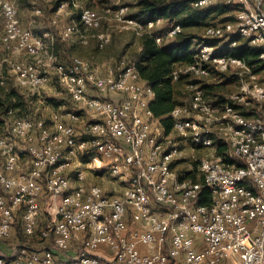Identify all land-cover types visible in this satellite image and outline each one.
I'll return each instance as SVG.
<instances>
[{
	"label": "built area",
	"instance_id": "1",
	"mask_svg": "<svg viewBox=\"0 0 264 264\" xmlns=\"http://www.w3.org/2000/svg\"><path fill=\"white\" fill-rule=\"evenodd\" d=\"M217 1L243 5L236 21L206 26L203 39L234 36L230 47H236L243 38L248 46L261 48L264 60L260 4L197 0L194 5ZM17 2L0 0V83H5L2 73L8 66L19 87L41 97L54 75L75 105L50 122L8 111L0 132V264H103L94 253L99 246L109 249L107 264H264V81L246 82L253 70L245 59L206 42L195 47L193 61L172 73L174 80L189 77L192 94L171 112L173 132L165 135L149 107L154 91L141 81L133 63L122 61L104 72L83 57L63 59L54 51L56 35L68 41L80 30L97 32L98 47L105 48L111 38L102 28V15L83 8L80 25L74 20L61 24V13L74 18L79 5L77 0L65 1L54 12L50 28L37 34L22 25ZM127 10L119 6L108 12L140 35L162 23L159 18L143 25L128 18ZM180 30L173 27L168 36ZM156 42L161 45L163 37L157 36ZM4 52L26 58L13 60ZM215 72H232L242 80L240 93L231 97L233 104H211L200 81H191L219 82ZM248 96L252 99L246 100ZM253 101L263 104L259 115H243L240 107ZM83 109L93 119H85ZM174 134L212 151L196 159L200 180L174 171L176 163L187 159ZM221 146L228 147L226 155L218 153ZM75 159L107 169L116 178L129 175L124 192L109 194L98 184L85 186L84 170H77L72 181L68 170ZM205 188L211 196L208 204L201 203ZM129 217L141 227L130 226ZM17 225L26 241L47 242L44 248L20 242ZM8 241L13 243L1 246ZM154 245L153 253L140 247ZM72 249L70 260L56 261L55 254Z\"/></svg>",
	"mask_w": 264,
	"mask_h": 264
},
{
	"label": "trees",
	"instance_id": "2",
	"mask_svg": "<svg viewBox=\"0 0 264 264\" xmlns=\"http://www.w3.org/2000/svg\"><path fill=\"white\" fill-rule=\"evenodd\" d=\"M22 2V0H20ZM73 0H55L54 11L62 2ZM78 1V0H77ZM197 0H136L132 5L134 10L130 18L138 20L143 25L161 18L162 23L153 27L150 33H144L140 36L141 50L138 58L133 62L139 73L141 81L153 89L154 97L149 103L154 116L159 120L158 129L162 134L169 135L173 132L174 118L171 116L173 109L182 102L183 87L189 81L188 76H182L179 80H174L172 73L178 66L188 64L193 61V49L195 44L203 42L217 45L223 39H203L199 30L208 25H216L218 16L230 14L234 6L225 1H217L204 6H195ZM81 11V10H80ZM80 11L75 13L74 17L80 15ZM236 19V16L234 20ZM38 23V21L36 22ZM180 26L181 30L174 36H168L169 30ZM41 30L37 33L39 34ZM162 36L163 42L158 45L156 37ZM167 39L169 41L167 42ZM235 39L232 36L231 41ZM228 43V42H227ZM229 53L233 57L244 58L247 65L253 70V73L264 69V61L260 58L261 48L257 46L240 45L231 48V50H219ZM228 72H215L213 77H225ZM203 85L205 96L213 105L233 104L231 98H225L223 95L226 82L204 79L200 81ZM65 90V89H64ZM69 97L68 92L65 90ZM24 93L19 89L12 88L7 90L4 84L0 83V132L4 120L10 109L17 112V115L31 116L30 103ZM70 108L75 103L69 97L67 99ZM239 107V106H236ZM241 113L247 117H255L258 112L255 108L241 106ZM68 108H65V110ZM249 109V110H247ZM252 110V111H251ZM228 147L221 146L218 153L227 154ZM228 158V157H227ZM192 175L193 172H189ZM193 176V175H192ZM193 179H196L193 177ZM211 196L208 189H203L201 203H210ZM17 234L22 235L19 228Z\"/></svg>",
	"mask_w": 264,
	"mask_h": 264
},
{
	"label": "rangeland",
	"instance_id": "3",
	"mask_svg": "<svg viewBox=\"0 0 264 264\" xmlns=\"http://www.w3.org/2000/svg\"><path fill=\"white\" fill-rule=\"evenodd\" d=\"M19 1V12L21 10V22L23 25L31 26L35 33H38L41 29L40 27L50 28V20L54 15V6L55 0H20ZM136 0H78L77 14L83 8H91L97 11L100 15H102V28L107 31L110 35L111 41L109 44L105 46V48H99L97 44V40L95 38L94 31L85 32L80 30L81 32H77L70 40L61 41L57 36V40L55 42L54 51L59 52V56L63 59L71 57V55H77L83 57L93 64L99 66L101 70L107 72L109 68L117 67L119 63L125 61L127 64H132L137 58L140 52L141 44H140V34L135 30L134 27L129 26L124 22L117 21L110 15L108 10H116L119 6H128V10L126 11V16L130 18V14L134 10L133 3ZM240 7V5L238 6ZM234 8V12L230 15V17H222L218 16L215 20L216 23L222 22H233V18L239 8ZM40 9L41 13H37L36 10ZM20 14V13H19ZM62 15L59 16V21L61 24H67L74 20L77 25L79 24L78 17H71V14L63 12ZM20 16V15H19ZM32 19H36L38 23L32 22ZM30 22V23H29ZM53 28V27H51ZM55 33H56V29ZM205 27L199 30L200 35L204 36ZM58 32V31H57ZM85 34L88 36V42L86 44L81 42V35ZM83 34V35H84ZM169 39H167V42ZM6 58H11L13 60L26 58L24 55L20 54H11L4 52ZM30 60H32L30 58ZM2 77L5 81L4 86L7 90H11L12 88L19 89L22 93H24L27 98L30 100V115L32 117L43 118L47 122L52 121L55 116H60L64 113L65 108H70L67 99L69 98L66 95V92L63 87L60 85L56 86L57 89H50L45 86L41 89L42 98L35 93H32L31 90L26 88H21L17 85L16 80L13 73L10 71L8 66L5 67ZM51 79L56 81L54 75H51ZM191 81H202L197 78H192ZM187 85L183 87L182 91V101L188 102L191 97V89L188 88ZM58 84V83H57ZM239 85L234 84L232 82L226 84L224 87L225 98H229L231 94H239L236 93L239 90ZM227 94V95H226ZM250 96L246 97V100H251ZM253 103V104H252ZM250 103L251 105L247 106V108H255L258 112L255 116L259 115V109L263 104H257V102L253 101ZM77 108V106H76ZM249 110V109H247ZM252 111V110H251ZM85 119H93L94 115L81 110ZM77 128V124H76ZM175 141L181 146L186 153V160L183 162L176 163L174 165V171L178 174H181L184 177H195L197 180L201 179V175L198 172V162L196 159H200L207 154H210L212 151L208 149H200L195 150L192 149L194 147V143L192 142L190 137H182L177 134H174ZM228 151H226L227 153ZM72 167L68 170V175L71 177L72 181L76 182L75 173L77 170H84L86 174L85 186L91 184H98L102 186L107 193L109 194H121L124 192L126 185L128 184V177H115L111 174V172L107 169H103L101 167H95L96 165H83V161L79 162V160H74ZM189 172H193L190 175ZM18 226V225H17ZM20 227L18 226V229ZM20 239V242L27 243L26 238H22L21 235L17 234ZM12 241L4 242L1 244H10ZM30 245V244H29Z\"/></svg>",
	"mask_w": 264,
	"mask_h": 264
},
{
	"label": "crops",
	"instance_id": "4",
	"mask_svg": "<svg viewBox=\"0 0 264 264\" xmlns=\"http://www.w3.org/2000/svg\"><path fill=\"white\" fill-rule=\"evenodd\" d=\"M247 1H249L250 2V4H252V6H255V5H257V4H260V6H261V8L264 10V0H247ZM19 1L17 2V6H18V11H19ZM233 6H234V8H236L237 9V7L240 5H243V2H236V4H232ZM232 12H234V11H232ZM232 12L230 13V14H227V15H223L222 17L224 18V17H230V15L232 14ZM236 12V11H235ZM21 10H20V16L19 17H21ZM235 16H236V14H235ZM235 16H234V18H235ZM234 18H233V20H234ZM21 19V18H20ZM32 22H34L35 23V21L37 22V20L35 19H32L31 20ZM234 21H236V20H234ZM233 21V22H234ZM30 23V22H29ZM221 23L222 24H228V23H231V22H222L221 21ZM221 23H219V24H221ZM22 25H23V23H22ZM24 27H29V28H31V26H26L25 24L23 25ZM206 28V27H205ZM32 29V28H31ZM40 29H41V32L42 31H44V29H46V27L44 28V27H40ZM33 30V29H32ZM40 32V33H41ZM39 33V34H40ZM228 42V43H227ZM240 45H247V42H246V40L245 39H243V38H238V45H237V47L238 46H240ZM199 45L198 44H195L193 47L195 48V47H198ZM217 46V48H218V50H221V49H223V50H231V48H233V47H230V40L229 39H223L222 41H219L218 42V44L216 45ZM140 50H141V48H140ZM60 52V51H59ZM58 52V53H59ZM221 52V51H220ZM72 56H74V55H71V57ZM77 56V55H76ZM70 56H69V58H71ZM69 58H67V59H69ZM264 61V60H263ZM245 80H246V82H248L249 84H253V83H261V82H263L264 81V69L263 70H261L260 72H257V73H253V72H251L249 75H246L245 76ZM219 82L221 83V82H226L225 83V86H226V84H228V83H230V82H232V83H234V84H238L239 85V90H238V92H236V93H240V91H241V86H242V80L239 78V77H237V76H235L232 72H229V73H227L226 75H225V77H222V78H220V80H219ZM59 84H57V82L56 81H54L53 79H51V81H49V83L47 84V87H49L50 89H57L56 88V86H58ZM223 95L225 96V92H223ZM227 95V94H226ZM232 95L233 94H231L230 96H229V98H231L232 97ZM192 149H195V150H200V149H203V147H201V146H197V145H194V147L192 148ZM205 149V148H204ZM128 224L130 225V226H132V227H134V228H140L141 227V224H140V222H139V220L138 219H136V218H134V217H129V221H128ZM17 232H18V229H17ZM47 242H43L42 240H33V239H29L28 241H27V243L26 244H28V246H30L32 249H42V248H44V246H45V244H46ZM11 244V243H10ZM9 244V245H10ZM30 244V245H29ZM7 246H8V244H7ZM141 247V250H143V252H146V253H153V252H155L156 250H157V246H151V247H148L147 248V246H140ZM165 249V248H164ZM74 249H72V250H70L66 255H64V254H55L56 255V261L57 262H59L60 260H65V261H68V260H70V257L74 254ZM94 253L95 254H97V255H99L101 258H102V260H103V264H107L110 260H111V254H110V252H109V249L108 248H106L105 246H99V248L98 249H96V251H94Z\"/></svg>",
	"mask_w": 264,
	"mask_h": 264
}]
</instances>
